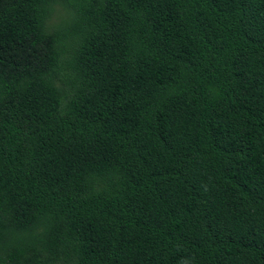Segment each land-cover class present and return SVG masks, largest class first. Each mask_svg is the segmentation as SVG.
<instances>
[{"label": "trees", "instance_id": "trees-1", "mask_svg": "<svg viewBox=\"0 0 264 264\" xmlns=\"http://www.w3.org/2000/svg\"><path fill=\"white\" fill-rule=\"evenodd\" d=\"M0 264H264V0H0Z\"/></svg>", "mask_w": 264, "mask_h": 264}, {"label": "rangeland", "instance_id": "rangeland-1", "mask_svg": "<svg viewBox=\"0 0 264 264\" xmlns=\"http://www.w3.org/2000/svg\"><path fill=\"white\" fill-rule=\"evenodd\" d=\"M61 15L60 14H56V15H54V17H53V19H52V22L53 23H58L59 22V17H60Z\"/></svg>", "mask_w": 264, "mask_h": 264}]
</instances>
